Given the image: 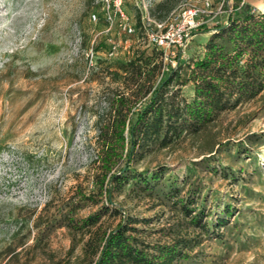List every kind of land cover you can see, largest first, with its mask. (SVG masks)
Returning a JSON list of instances; mask_svg holds the SVG:
<instances>
[{
	"label": "rangeland",
	"instance_id": "obj_1",
	"mask_svg": "<svg viewBox=\"0 0 264 264\" xmlns=\"http://www.w3.org/2000/svg\"><path fill=\"white\" fill-rule=\"evenodd\" d=\"M260 1L145 0L158 22L184 7L210 4L153 84L176 67L181 53L176 87L191 101L188 76L204 55L205 31L247 8L259 12ZM135 2L126 4L136 26L129 35L93 20L101 16L98 0H0V264H90L84 254L90 235L113 230L123 217L152 220L151 230H163L152 240H169L173 230L195 238L190 264H264V97L223 113L200 136L128 166L119 162L108 177L127 170L135 178L126 185L107 179L100 190L96 183L99 120L124 90L121 66L156 50L141 31ZM172 189L181 190L180 198L194 195L190 208L193 215L202 212L208 229L182 215L167 196ZM70 212L76 221H99L88 230H70L64 218ZM219 219L228 223L219 228Z\"/></svg>",
	"mask_w": 264,
	"mask_h": 264
},
{
	"label": "trees",
	"instance_id": "obj_2",
	"mask_svg": "<svg viewBox=\"0 0 264 264\" xmlns=\"http://www.w3.org/2000/svg\"><path fill=\"white\" fill-rule=\"evenodd\" d=\"M205 33L210 37L204 55L194 62L188 76L194 87L191 101L182 98L180 88L176 87L182 75L181 53L176 58V67L157 85L153 84L154 78L160 73L164 76L167 66L162 52L154 50L151 56L137 54L121 66L125 74L124 90L109 103L107 118L99 120L97 159L101 175L96 183L100 190L107 179L109 184L123 186L135 178L127 170L108 177L119 162L126 161L128 166L136 157L142 159L148 153L174 146L185 137L200 136L223 113L264 97V12L247 8L230 14L225 23ZM141 95L149 97L141 102ZM132 112L135 118L130 116ZM140 180L148 183L146 178ZM105 192L111 200L110 190ZM180 195L179 189L167 194L180 205L182 215L191 218L193 226L208 229L207 224H201L202 212L193 215L196 210L190 208L194 195L184 198ZM119 210L115 208L116 212ZM64 218L67 227L74 231L88 230L99 221L93 216L76 221L71 212ZM139 223L145 227L138 228ZM150 223V219L123 217L113 230L90 235L84 245L85 257L90 264H190L198 243L195 238L172 229L166 234L169 240H152L155 232L163 230H151ZM227 223L219 219L217 226Z\"/></svg>",
	"mask_w": 264,
	"mask_h": 264
},
{
	"label": "built area",
	"instance_id": "obj_3",
	"mask_svg": "<svg viewBox=\"0 0 264 264\" xmlns=\"http://www.w3.org/2000/svg\"><path fill=\"white\" fill-rule=\"evenodd\" d=\"M128 0H98L101 16L94 14L93 20H103L109 28L117 27L121 32L132 35L136 33V26L126 9ZM135 7L141 13V31L148 38V42L164 55V62L177 50L182 51L189 42L192 34L202 24L200 21L207 8L190 5L179 12H173L164 21L158 22L150 15L145 0H136ZM116 54V46L110 48L107 55L112 58Z\"/></svg>",
	"mask_w": 264,
	"mask_h": 264
},
{
	"label": "bare ground",
	"instance_id": "obj_4",
	"mask_svg": "<svg viewBox=\"0 0 264 264\" xmlns=\"http://www.w3.org/2000/svg\"><path fill=\"white\" fill-rule=\"evenodd\" d=\"M259 5H260L261 12H264V1L259 3Z\"/></svg>",
	"mask_w": 264,
	"mask_h": 264
},
{
	"label": "crops",
	"instance_id": "obj_5",
	"mask_svg": "<svg viewBox=\"0 0 264 264\" xmlns=\"http://www.w3.org/2000/svg\"><path fill=\"white\" fill-rule=\"evenodd\" d=\"M238 2H240L241 0H237ZM262 1H264V0H262ZM262 1H260V3L262 2ZM258 9L260 10L259 12H261V9H260V7H258ZM254 11H255V9H253ZM228 19V18H227ZM226 22V21H225ZM224 22V23H225Z\"/></svg>",
	"mask_w": 264,
	"mask_h": 264
}]
</instances>
